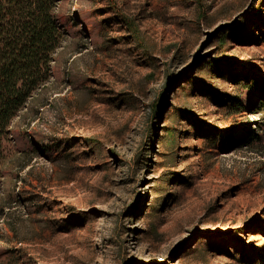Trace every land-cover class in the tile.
I'll return each instance as SVG.
<instances>
[{
    "label": "rangeland",
    "instance_id": "obj_1",
    "mask_svg": "<svg viewBox=\"0 0 264 264\" xmlns=\"http://www.w3.org/2000/svg\"><path fill=\"white\" fill-rule=\"evenodd\" d=\"M56 12L52 75L10 126L0 264L264 262V113L221 103L264 80V0Z\"/></svg>",
    "mask_w": 264,
    "mask_h": 264
},
{
    "label": "trees",
    "instance_id": "obj_2",
    "mask_svg": "<svg viewBox=\"0 0 264 264\" xmlns=\"http://www.w3.org/2000/svg\"><path fill=\"white\" fill-rule=\"evenodd\" d=\"M60 1L0 0V188L7 180L4 166L12 148L11 122L50 79L53 54L66 34L69 18L56 12ZM226 64L214 62L212 69ZM238 81L249 93L248 105L240 96L224 97L222 105L235 112L259 109L264 113V80L251 79L246 85ZM257 261L264 264L260 257Z\"/></svg>",
    "mask_w": 264,
    "mask_h": 264
}]
</instances>
